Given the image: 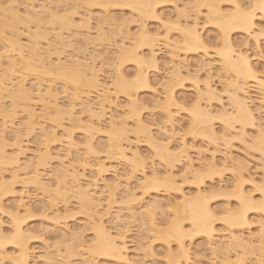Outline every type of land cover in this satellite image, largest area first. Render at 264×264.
I'll return each mask as SVG.
<instances>
[{"label": "rangeland", "instance_id": "rangeland-1", "mask_svg": "<svg viewBox=\"0 0 264 264\" xmlns=\"http://www.w3.org/2000/svg\"><path fill=\"white\" fill-rule=\"evenodd\" d=\"M38 1H43V3L48 6L50 4L49 8L51 7V9L55 7L59 14H66L71 8L72 10H75L79 13V16L76 19H73V22H77L79 24H77V27L79 26L80 28L78 27L77 30H75L76 27L73 26V28L71 27L69 30H64V32L62 31V34H64L62 35L64 36V42L62 43V45H60L62 41L60 42V44L59 42L58 44H56L57 41L53 40V50L67 51L69 56H73V54L75 55V53H78L79 57L81 56V58H84L81 54L83 53L82 51L86 49V51L84 52L86 59L91 56L93 57V68L94 70H96L99 80L101 82H104L105 85L106 82H109L113 85L115 72L117 70H120L124 74V76L129 80H132L135 77L137 66L133 60L121 59L120 53L118 52L120 45L122 46L123 44L129 49L137 50L139 55L146 57L147 59L149 55V47H147L144 42H142L141 39H139L138 37L140 30L139 28L141 25H145L146 28L151 32L157 31L159 32V35H165L167 33L171 39L179 40V29L174 27V25L178 23L179 26H182L184 24L189 25L190 23H192V19H189V17H194V10L189 11L185 9L184 6L198 2V0H158V2L155 4V10H157V13L161 14L163 19L162 21H164L162 23V21H158L155 18H140L137 14H135L136 12H134L132 9L124 8L122 5H124L125 3L121 0H75V2L74 0ZM4 2H6V0H4ZM11 2L24 3L25 1L11 0ZM38 3L39 2H37L36 4ZM52 4L54 6H51ZM99 4L113 5V7H108L104 9H99L95 7H84L85 5L91 6ZM68 5H72L73 7H68ZM76 5H80V7L74 8ZM116 5H120V7H115ZM66 7L67 11L65 10ZM180 9L185 10L189 17L183 16L184 18L178 21L177 17L181 16L179 15ZM82 16L86 18V23L83 22L84 24L81 22L80 19L82 18ZM113 16L115 17L113 22L110 21L112 19H107L108 17ZM89 17H91L90 20L88 19ZM102 17L106 18L103 21L104 23L102 22L103 36L97 38V21L100 20V18ZM132 19H136L137 23L134 25H130L128 21ZM217 30L218 29H216V26L212 24L207 25V27L201 25L200 32L203 37V40L207 44V51H205L203 48H199L197 50L181 49L177 52H174V54L176 55L173 54L174 56H171V53L169 52V50L171 49H168L163 43L159 44L158 48L154 49L156 52V64H153V66L152 64L150 65V63L148 62L143 65L149 74L151 86H138L131 92V95H126L124 93L117 92L114 88L115 86L113 85L111 88H109L110 99L109 102H107L106 104V114L105 116L99 118L98 121L95 117L91 118V116H89L88 111H85L82 107L83 105L81 102L84 100L85 94L87 93V90L85 88L81 90L83 92L82 94L80 93V98H78L77 100L75 99L74 101L70 98L72 97V94H70L69 91H66L67 95H65V87L63 90V85L61 84V81L55 80L54 78H46V80H51L54 91L58 92L57 101H59V103H57L58 105L61 104L60 106L63 110H65L64 107L68 110L69 108L67 107L69 103L73 101L70 104V107L72 105L74 106V111L72 110V112L74 113L71 114L72 116L74 114L75 119L73 118V121L71 118L70 122L68 114L66 115L65 113V115L61 114L60 116H58L55 114L53 115V112L51 111L48 112L50 116L48 114H45L47 115L45 118V115L40 114V112L42 113V111H40L41 107H39V101L37 102L34 98L35 100L33 101L37 103L35 105V111L38 112V115L35 112L36 116L34 115V122L32 121L33 124L32 127L30 126L31 129H29L30 132L28 133L26 127L27 124H24V122L27 120L26 114L25 111H23L24 113H22L21 111V107H24L23 102L19 101L18 109H15L14 107H12L11 109L10 99H6L5 96L8 95L3 93L4 95L1 99L0 106L3 105V108L6 107V110L11 113L9 114L11 116H8V119L6 117V120L3 119V117H1L0 115V128L3 125L2 123H7V130L5 132V135H7L6 139L5 141L0 139V144H4L3 150L5 155L7 154V156H12L19 152L16 146L15 139L17 134L16 131H18L19 128L20 131L18 132V143L21 147V151H23L22 154H19V164L22 163L21 165H24V163L27 161L25 165L30 163L31 167L27 165L29 169L34 168V163L37 164L38 162V154L44 150V146L48 147L50 158H48V160L46 159L47 161L46 163L44 162L45 164L43 163L45 168H43V166H38V171H42L41 173L44 176L43 183L47 181V184H45L47 186L49 184L50 188L52 187L51 189L53 190L56 188V177L58 178L59 176H61L60 167L62 164L59 159L65 157L66 151H69V157L67 156L66 160L64 158L63 165L65 166V164H70L74 160L75 165L78 164L75 170L76 179H78L72 180L73 178H70V176L67 177L69 179H65L67 184H69L66 188H69L71 185L69 190H67L66 188L63 189V191L60 190L61 193L63 192V195L60 193L61 196L59 194L60 191L58 193L51 191V197H49L48 193L50 191V188L49 191L45 193L39 190L38 187L36 188V186L32 185L31 183L27 185L23 184L22 179H16V181L13 180L11 174L14 166L9 163L3 164V161H1L2 164H0V180L7 183L9 186V191L2 192V194L0 193V219H3L5 221L3 229L4 232L10 234L13 225V218L11 216L6 215V213H16L18 211L17 217L19 218L20 216V219L25 220V229H28V232H32L33 235L43 237L42 240H28V246L30 249L28 264H43L47 261L46 259H51L52 261L55 259L54 262L51 261V263L53 264H55V262L56 264H61V262L62 264H78L79 261L84 259V255H86V253L82 252L81 244H85L87 238L91 236L90 229L94 227L95 221L94 219H92V217L90 218V215L94 214V217H96V215H100L99 213H97L98 206L93 207L92 205V207L89 206L90 208H84V206H81L80 203H78V193L77 191H75V189L78 188V186L80 188H84V186H87V182L97 183V188L96 190H94L96 192H99L97 194L100 195L99 201L101 203L99 201L98 202L100 204L97 202L96 203L99 205H104V211L102 214H104L105 221L109 224H112L114 222L113 225H115L119 224L120 220H122L121 222H124V224H126L125 226H127V229L129 228L128 232L124 236V242L128 246V258L131 261L136 262V264H168L170 253L174 255L175 253L177 254L179 250L177 249L178 245L175 243V241H173L172 245L170 246L169 243L156 238V236H154L155 233L151 232L150 230L149 222L146 216L142 217L139 215L142 214L144 206H147L148 203L149 205L155 202H157V204L159 203V207L154 209V222L157 223L159 228L164 229L165 225L164 223H162V221L166 219H171V217H166L165 215L167 213V210L169 209V202L175 204L177 200L181 199L179 195L181 194V192L178 193L174 191L173 187L175 186L179 187L180 184H183V188L181 189V191L184 192V194H187L186 196H195L197 192H200L202 190V188L210 192L215 189L218 194L212 206L223 209L225 204L229 203V199L226 195L219 193H221L222 191L227 192L229 187L233 186L237 179L241 177L242 173L243 179L252 180L253 182L252 185H244L246 191L251 190L254 185L260 183L261 179L264 178V166L262 161L264 156L261 155L260 152L256 151L254 148H249V145L251 144L250 140H252L256 136V132L253 131V128L251 129L247 126L248 128H250L248 129L246 127L249 131L248 140L250 142H244L239 137V129L237 124L235 125L236 128L230 129L229 131H224L226 126L223 125L220 119H213L211 121L213 124V129L217 133V138L214 140L208 139L205 136L194 135L189 129L190 113L188 112V109L196 105L197 102L195 90L193 87L196 85V82L197 84L199 83V86H201L202 83L207 80L208 74L211 76H209V80H212L213 87L215 88V94L217 95L218 99H213L209 102H207V100H201L200 105L204 106L207 103H210L214 108V114L217 115L219 113V108L222 105L226 107L228 104L227 97L225 96L224 92V87L228 81V75L230 77V73H226L224 70L219 68L220 64L218 62V57L215 51L217 47V45L215 44V40L217 39ZM237 31L239 32V37L246 38V33L239 30ZM86 33H88L89 35L88 41H83L84 38L82 37H85ZM239 37H237L234 33V39ZM70 44L72 46H70ZM81 49L83 50L81 51ZM247 51H249L248 54L251 55L250 57L252 59V63L255 65L257 72H264V59H262V55H264V53L259 51L258 47L256 48V46H252ZM93 61H91V59H87V62L89 63ZM112 64L116 66L115 70L109 67V65ZM179 65L182 66L180 67L181 74L179 73L181 81L173 89L175 95L178 98V103L168 104L170 101H168V103L165 102L166 99L164 98L163 86H165V82H167V80L170 78L169 76L171 75L173 67ZM5 68H7V65H1L0 71H2V69L4 70ZM223 73L225 74L222 75ZM43 79L46 82L45 78ZM37 80L41 81L42 78H38ZM32 82V78L29 77L27 81V87L29 86V84L31 85ZM41 82H43V80ZM247 82L248 87H250L248 88V90L249 96H251L252 99L251 105L252 108L255 110L257 119H259L258 122H260L261 125L259 113L262 105L256 99L257 97L254 94V84L249 79L247 80ZM38 83H36L35 85H37ZM91 94L92 97H95L93 96L94 93L91 92L90 96ZM130 98L136 100L137 107L135 105V114H130L129 112H132V109L130 108ZM254 99H256L257 102ZM13 108L15 109L14 112L12 111ZM166 110H168L172 115L171 122L173 127L168 122H166ZM136 115L139 116L137 117ZM55 116L57 120L58 118L60 119V123H56L57 121H54ZM110 118L113 119L115 124L121 126L123 130V133H121V141H123L121 142V147L125 149V146H127L126 149H128L129 145L127 141H129L130 145L132 144L135 147L133 150V146H129V148L132 147L130 149L131 152H138L139 157L142 161L139 166L137 165L136 167H132L131 165L130 167L129 163L119 158V156H116L115 149L113 150V148L107 147V136L105 135L104 130L106 129V125L108 124ZM137 118H140V120L142 121V125H144L146 129L144 128L142 130L138 127V125L136 124ZM90 119H92L93 126L95 129H90L84 126V124L89 123L88 120ZM53 121L54 123H56V125L58 124L60 126H58L57 128V126L52 123ZM42 126L44 127L43 129H45L47 132L49 130V135L47 136L50 137V141L49 137H47L49 142L47 141L46 145H44V140L46 136L41 135L39 129ZM51 128L57 129L53 130L54 132L56 131L54 136L58 134L55 137H57V139H60V141H56L55 137V139H53L50 136ZM124 128L126 129V131L124 130ZM163 129L165 131L167 130L166 133L165 131L161 132V130ZM65 131L71 134V139L73 138L72 140L74 141V144L71 146L66 143L67 138L64 134H67V132ZM147 131L149 132L146 133ZM163 133H168L169 135L171 134L169 142L170 149L174 152H181L179 153L181 154V156H178L175 160L172 161L171 164V172L172 176L174 175V178L181 177V174L185 172L183 168L186 166L185 164L187 163H185V161H187L189 158L192 160L191 162L193 163V168H195L196 166L197 168L195 169H198L200 173L208 172L210 168H208L209 164L210 166H213L212 171H216L219 174L212 175L204 179L203 186H198L196 184H186L184 183V179L181 178L179 183H172V189L169 188L170 185L168 189L167 185L165 186L166 190L164 186H155L150 187L147 190L144 189L145 191L143 192V190H141V188H139L138 186L142 173H145L149 176L152 174L151 171H155L157 174L160 173L159 176H162V173L166 168L169 170L168 166L166 167V164L162 162L160 157L157 155L158 150H156L151 145L149 138V135H151L154 136L153 138L156 142H160L162 140L164 141L165 136L163 135ZM249 135L252 139L249 137ZM233 137H235V139H233ZM89 138L91 139L90 149L93 148L92 150L87 148L88 146L86 145V140H88ZM182 141H184L187 150L182 148L179 149L181 147V144L183 146ZM1 146L2 145H0V147ZM104 146L107 148H105ZM154 150L156 152H154ZM109 152L112 154L111 157L109 156ZM61 154L63 156H61ZM185 154H187L189 158H187ZM184 155L187 159L184 158ZM226 156H231L235 160H238L237 162H231L230 160L225 159ZM99 161L101 164L103 162L102 170L105 171V173L103 171V174L102 172H97V165ZM238 162L239 165H237ZM206 168H208V170ZM227 169H231V171H228ZM238 169L240 170L237 171ZM209 172H211V170ZM21 175L22 172L20 171L19 178H23V175L22 177ZM93 178H96L98 182L94 181ZM192 178H194L193 175ZM69 181H71V183ZM21 187L22 189L24 188L23 191ZM133 188H135V191ZM129 189L133 191L136 195L135 200H133L132 203L128 202L126 198ZM20 191L22 192V194L24 193L23 195L25 196V198L22 194V196L20 195ZM53 193H55V195ZM19 195L23 197V202L26 203L22 207L19 206L18 208V206L16 205L19 204ZM111 195L114 196L111 197ZM53 196H55L56 198L54 197L53 199ZM139 198L142 202H140ZM48 199L51 200L50 202L53 201V206L51 205L52 208L49 209L51 210L50 212L49 210L47 211L42 209L43 203L45 202L46 204V202L49 201ZM167 202L169 204H167ZM25 206L28 208L26 209ZM131 211L136 214V217H134L133 219L131 217V219L129 218V216L133 214ZM55 213L57 216H60V219L57 223H54V221L52 220V217H55ZM217 214L223 215L222 212ZM260 214L262 213L258 211L250 213V220H258V218L262 219V216ZM116 217H119L120 220L115 222ZM136 218L138 221L135 220ZM140 219L141 221L139 222ZM144 220L146 223L143 222ZM121 222L120 225H122ZM123 226L124 225L121 226V229H123ZM258 227V224L254 223L253 225L250 224L248 228L242 227L234 230L235 234H239L244 238L247 237L252 239V244L254 248H252L250 252H246V254H244L245 252H243L240 256H238L244 260L252 261L253 263L254 260H257V258H259L260 254H263V258L261 255L260 258L264 259V250L261 251L260 249L262 243L257 240V236L259 233ZM214 228L217 231V235H214L213 239L211 238L212 240H209L203 235H195L185 241L184 246L188 250V256L180 257L181 264H235L238 256L234 253L239 254L242 250H238V252L237 249H235L236 252L233 251L234 253H232L231 250L230 253L228 252L227 254L215 252L214 250L217 249L218 246H220V243H225L227 238L224 237V234H226V230L224 229L226 228V225H224L222 221L217 220L214 223ZM61 230H63V232ZM75 237H77L76 240ZM70 238H73L72 241ZM69 242H71V244ZM65 247L67 248L65 249ZM16 252L17 249L15 245L9 244L5 248H0V258H8L11 256V254ZM71 254L73 256H69ZM223 254L226 255V257L229 255V257L226 259ZM8 263L10 264V261H8Z\"/></svg>", "mask_w": 264, "mask_h": 264}, {"label": "bare ground", "instance_id": "bare-ground-1", "mask_svg": "<svg viewBox=\"0 0 264 264\" xmlns=\"http://www.w3.org/2000/svg\"><path fill=\"white\" fill-rule=\"evenodd\" d=\"M25 2H26V4H31V3H37V2H39L38 4H36L37 6H39L40 4H44L43 3V1L41 2V1H38V0H24ZM122 2H124L125 4H144L145 5V7H143L142 9H137L135 12V14H137L140 18H144V19H147V18H155V16H161V14H159V13H157V10H155L154 12H153V7L155 8V4L158 2V0H121ZM4 2V0L2 1V0H0V4H2ZM24 2V3H25ZM74 2H75V0H74ZM199 2H208V0H200ZM78 3V2H77ZM175 5V4H174ZM49 6H50V4H49ZM51 6H54L53 4L51 5ZM151 6V7H150ZM53 8V7H52ZM74 8H76V7H74ZM65 9V8H64ZM49 10L50 11H52L53 13H57V14H59L58 12H57V10L55 9V7L53 8V9H51V7L49 8ZM66 11H67V7H66V9H65ZM66 11H65V13H66ZM73 12H77V11H75V10H72V8L71 9H69V11H68V13H66V14H71V13H73ZM185 13H186V11L185 10H183L182 11V9H180L179 10V15H181V16H185V17H189L188 15H185ZM3 15V13H2V10H0V16H2ZM62 15V14H61ZM82 15V14H81ZM80 15V16H81ZM114 17V16H113ZM113 17H108L107 19H112V20H110V21H112L113 22V20L115 19V17L113 18ZM81 19V22L83 23H86V18H84L83 16H82V18H80ZM104 19H106V18H100V20H98L97 21V23H98V25H97V30H96V32H97V38H99V37H101V36H103V27H102V25H103V21H104ZM156 19V18H155ZM156 20H158V19H156ZM163 19H162V16H161V19L160 20H158V21H162ZM192 23H193V21H194V17L192 18ZM88 22H89V20H88ZM103 22V23H102ZM83 23V24H84ZM76 24V25H75ZM77 22H73V20H69L68 22H66V23H64V24H62V25H60V26H58V27H56V29H55V33H56V35H54L53 36V40H55V41H57L56 42V44H58V42H59V44H60V42H61V44L60 45H62V43L64 42L63 41V37L64 36H62V35H64V34H62L63 32H64V30L66 31V30H69L71 27L73 28V26H75L74 28H75V30H77V28L79 27H77ZM191 24V23H190ZM190 24L188 25H186V24H184V25H180L179 26V40H173V39H171L169 36H168V34L166 33L165 35H159V32H157V31H154V32H151V31H149L147 28H146V26L145 25H141L140 26V30H139V34H138V37H139V39H141V41L142 42H144V44L147 46V47H149V55H148V57H147V59H146V57H143V56H141V55H139V53L137 52V50H135V49H129V48H127V47H125V45H123L122 44V46L120 47L119 46V49H118V52L120 53V57H121V59H130V60H133L134 62H135V64H136V66H137V68H136V73H135V77L137 76V74H141L142 75V77H143V79H142V81H141V84H143V83H146L147 85H149V86H151L150 84V78H149V74H148V72H147V70H146V68L143 66L144 64H146V63H150V65L152 64H156V52H155V50L154 49H156V48H158V45L159 44H161V43H163L168 49H171V50H169V52L171 53L170 55L171 56H174V55H176V54H174V52L176 51H179V50H181V49H183V50H191L192 49V47L194 46V41L192 40V38L190 37V36H185V34L183 33V31H182V29H184V28H187V27H189L190 26ZM79 25V24H78ZM82 25V24H81ZM215 26V25H214ZM0 27H2V22H0ZM84 27V26H83ZM80 28V27H79ZM201 28V27H200ZM87 29V28H86ZM217 29V28H216ZM63 31V32H62ZM218 31V30H217ZM75 33H76V31H75ZM140 33H143V36H141L140 35ZM199 33H200V35H201V32H200V29H199ZM218 33V32H217ZM88 33H86V35H85V37H82V38H84V40L83 41H88ZM201 37H202V35H201ZM81 38V39H82ZM202 39H203V37H202ZM185 40H188L190 43H189V45H186L185 44ZM81 41V40H80ZM159 41H160V43H159ZM53 43V42H52ZM123 43V42H122ZM54 45H55V43H54ZM70 46H72L71 44H70ZM253 46H256V48H257V45H255V44H253ZM221 47H223V43L221 42ZM63 48V47H62ZM61 48V49H62ZM200 48H203V47H200ZM85 49V48H84ZM204 49V48H203ZM83 49H81V51H82ZM79 51V50H78ZM86 51V49L85 50H83L82 52V56L84 57V58H81V56L79 57L78 56V53H75V55L73 54V56L72 55H70V56H72V57H78L79 58V61L77 62V63H75V64H73V65H71V67H74L75 68V70H76V72L78 73V76H79V79H78V83L77 84H70V82L69 81H67V80H64V81H61V80H58V81H61L62 83V87H63V90H64V87H65V93H66V91H69L70 92V94H72V97H70L72 100H74L75 101V99L77 100L78 98H80V95L82 94V92L83 91H81L82 89H86L87 90V93L85 94V98H84V100L81 102L82 103V107H83V109L85 110V111H88V113H89V116H91V118L92 117H95V118H97V121L99 120V118H101V117H103V116H105V114H106V104H107V102H109V88H107L106 86H105V84H104V82H101L100 80V83H99V85H96V84H94V81L95 80H97V79H99V77H98V75H97V73H96V70H94V68H93V64L92 63H94V59H93V57L91 56V57H89V58H87V59H91V61H93V62H91V63H89V62H87V59H86V57H85V55H84V52ZM249 53V51H247L246 53H245V55H248L249 57L251 56V55H249L248 54ZM174 54V55H173ZM258 54V53H257ZM80 55V54H79ZM216 55H217V59H218V62H219V64H220V67L219 68H221L222 70H224L226 73H230V77H229V75H228V77H227V83H226V85H225V87H224V92H225V96L227 97V102H228V104H227V106L225 107L224 105H222L220 108H219V113L217 114V115H221V116H223V117H227V119H220L221 120V122L223 123V125L224 126H226L225 127V129H224V131H229L230 129H234V128H236L235 127V125L237 124L238 125V129H239V133H238V135H239V137L244 141V142H250L251 141V147H249V148H254L255 150L259 147V144L257 143V141L255 140V138H251V136L249 135V137L252 139V140H248V129H252V124H253V120H251V119H249V112L251 113V114H254V116H255V120H254V123H255V132H256V135H258L259 134V130H260V127H261V125H260V122H258L259 121V119H257V116H256V114H255V110L252 108V99H251V96H249V90H248V88H250V87H248V82H247V80L249 79L250 81H252V83L254 84V88H253V90H254V94H255V96L257 97L256 99L259 101V103H261L262 101H264V86H262L261 84H260V82H259V78H257L256 80H253V79H251L250 78V74H248L247 72H246V70H244V69H242V68H239V66L238 65H234L233 64V62L232 61H229L227 58H226V56H221L219 53H217L216 52ZM170 56V57H171ZM175 58H176V56H175ZM120 59V60H121ZM181 61V60H180ZM182 63V62H181ZM250 63H251V67H252V71L254 72V73H257V74H259L258 72H257V70H256V68H255V65L252 63V59H251V57H250ZM92 65V66H91ZM153 65V66H154ZM182 65V64H181ZM184 65V64H183ZM1 66V65H0ZM9 65H7V68H5L4 70L2 69V71H0V102H1V99L3 98V93H5V94H7L8 96H5V97H10L11 99H10V106H11V109H12V107H14L15 109H18V103H19V101H21V102H23V106L24 107H21V111H22V113H24L23 111H25V114H26V118H27V122L25 121L24 122V124H27V132L29 133L30 131H29V129H31L30 128V126L32 127V121L34 122V120H33V118H35L34 117V115L36 116V114L38 113V112H36L35 111V105L37 104V103H35V101H33V100H35L36 99V101L40 104V106L39 107H41V110L40 111H42V113L40 112V114H43V115H45V114H48V112L49 111H51V112H53V115L55 114V115H58V116H60L61 114H63V115H65V113H66V115L68 114V116H69V121L71 120V118H72V120H73V118H74V114H73V116H72V114L71 113H74V112H72V110L74 109V106L72 105L71 107H70V104L73 102L72 100V102L71 103H69V105H68V107L67 108H69L68 110L64 107V109L65 110H63L62 109V107L60 106V105H58V103H59V101H57V94H58V92H55L54 91V89H53V84L51 83V80L49 81V79L48 80H46V78H45V80H46V82L44 81V79L42 78V80H43V82H41V81H36V83H38L37 85H35V88L33 87V82L31 83V85L29 84V86L25 89V88H23V87H21V85H23L24 83H25V80H24V77L23 76H17L16 78H15V80H12V78H11V76H9V78L7 79V80H4V79H2L3 77H4V74H5V72L6 71H8V69H9ZM180 67H182V66H175V67H173V69H172V72H171V75L169 76L170 78L167 80V82H165V86H163V93H164V98L166 99V103H168V101H170L168 104H177L178 103V98H177V96L175 95V93H174V91H173V89L175 88V86L177 85V84H179V82L181 81V77H179V73H180V71H181V68ZM218 68V69H219ZM223 72V71H222ZM181 74V73H180ZM225 73H223L222 75H224ZM221 75V76H222ZM209 74H208V78H207V80H205L203 83H202V85L201 86H199L198 84H197V82L195 83L196 85L193 87L194 88V90H195V95H196V105L198 104V107H196V108H194V106L192 107V108H190V109H188V112L190 113L189 114V125H190V131H192V133L194 134V135H201V136H205V137H207L208 139H211V140H214V139H216L217 138V133L215 132V130L213 129V124H212V120H213V117H215V116H217V115H215L214 114V108H213V106L210 104V103H207L206 105H204V106H202V105H200V101L201 100H207V102H209V101H211V100H213V99H218V97H217V95L215 94V88L213 87V84H212V80L210 79L209 80ZM167 77V76H166ZM211 77V76H210ZM223 77V76H222ZM226 77V76H225ZM229 78V79H228ZM53 79V78H52ZM55 79V78H54ZM56 80V79H55ZM133 80V79H132ZM132 80H129V79H127L125 76H124V74L120 71V70H117L116 72H115V77H114V83H113V85L115 86L114 88H115V90L117 91V92H121V93H124V94H128V95H131L132 93V91L134 90V89H136L138 86L137 85H135V84H127V85H125V84H123L122 83V81H132ZM205 82H207V83H205ZM35 83V84H36ZM41 83H43V84H45L46 85V87H44V95H41V96H36V95H34L33 94V92L34 91H40V87H41ZM164 84V83H163ZM140 87V86H139ZM142 87V86H141ZM253 87V86H252ZM49 89H51L50 91H49ZM241 89H242V91H241ZM71 90V91H70ZM57 91V90H56ZM81 91V92H80ZM94 93V95L93 96H95V97H92V94H91V96H90V93ZM81 93V94H80ZM96 93V94H95ZM253 95V94H252ZM35 98V99H34ZM256 99H254V100H256ZM257 100H256V102H257ZM58 102V103H57ZM2 104V103H1ZM130 108L132 109V112L131 111H129L130 112V114L131 113H136L135 111V105H136V100L135 99H131L130 98ZM63 105V104H62ZM261 105H262V103H261ZM259 106V105H258ZM17 107V108H16ZM136 107H137V105H136ZM13 108V112H14V109ZM38 108V107H37ZM258 108V107H257ZM23 109V110H22ZM11 111V112H12ZM74 111V110H73ZM167 112L165 113V117H166V122H168L170 125H172V115H171V113L168 111V110H166ZM35 112H36V114H35ZM64 112V113H63ZM258 113V112H257ZM3 114V115H2ZM9 114H11V113H9V111L8 110H6V107L5 108H3V105L2 106H0V115H1V117H3V119H5L6 120V117H7V119H8V116H11V115H9ZM39 114V115H40ZM38 115V114H37ZM49 116H50V114H48ZM62 115V116H63ZM46 116L47 115H45L44 117L46 118ZM57 116V117H58ZM137 117L139 116V115H136ZM55 118V120L54 121H57L56 123H60V119L58 118V120H57V118H56V116L54 117ZM61 118V117H60ZM75 119V118H74ZM103 119V118H102ZM81 120V119H80ZM135 120V119H134ZM54 121L52 122L53 124H55L56 125V123H54ZM74 121V120H73ZM89 121V123H87V124H84V126L85 127H87V128H90V129H95L94 128V126H93V121H92V119H90V120H88ZM92 121V122H91ZM71 122V121H70ZM11 123V122H10ZM23 123V122H22ZM91 123V124H90ZM97 123V122H96ZM3 125L1 126V128H0V139L1 140H4L5 141V139H6V136L7 135H5V132H6V122H4V123H2ZM12 124V123H11ZM136 124L138 125V127L139 128H141L142 130L145 128L146 129V127L144 126V125H142V121L140 120V118H137V121H136ZM8 126V125H7ZM34 126H35V124H34ZM57 126V128H58V126H60V125H56ZM56 126H54V127H56ZM107 127H106V129L104 130V132H105V135L107 136V147H109V148H113V150L115 149V151H116V156H119V158H121V159H123L125 162H127V163H129V165H130V167H131V165H132V167H136L137 165L139 166V164L140 163H142V161H141V158L139 157V154H138V152H136V151H132L131 152V148H129V146H131L130 144H129V141H127L128 142V149H126V147L127 146H125V149L124 148H122L121 147V142H123V141H121V138H122V134L121 133H123V130H122V128H121V126H118L117 124H115V122L113 121V119L112 118H110L109 119V122H108V124L106 125ZM250 127V128H248V127ZM171 127V126H170ZM172 127H173V125H172ZM248 129H247V128ZM8 128V127H7ZM44 127L42 126V127H40L39 129H40V133H41V135H43V136H46V138H45V143H44V145H46V143H47V141H48V139H47V137H49V136H47V135H49V130H48V132L45 130V129H43ZM20 129V128H19ZM18 129V131H16L17 132V134H16V146H17V148H18V150H19V152L18 153H16L15 155H12V156H7V154L5 155L4 154V150H3V146H4V144H0V145H2L1 147H0V162L1 161H3V164H11V165H13L14 166V168H13V170H12V174H11V177H12V179L13 180H15L16 181V179H22L23 180V184H25V185H27V184H32V185H34V186H36V188L38 187L39 188V190H41L42 192H45V193H47L48 191H49V188H50V186H49V184H48V186L46 185L47 184V181H45V183H43V181H44V179H43V174L41 173V172H39L38 171V166H43V168H45V166L43 165V163L45 162L46 163V161L48 160V158H50L49 157V155H50V153H49V150H48V147H46V146H44L45 148H44V150L43 151H39L40 153L38 154V162H37V164H35L34 163V168H30L29 169V167L28 166H30V163L29 164H27V165H25L26 163H27V161L24 163V165H21V164H19V154H22L23 153V151H21V147H20V145H19V139H18V135H19V130ZM25 129V128H24ZM47 129V128H46ZM52 129V128H51ZM50 129V131H51V137L53 138V139H55L56 138V141H60V139H57V137H55L56 135H58V134H56L55 136H54V134H55V132L53 131L54 129H56V128H54V129H52L51 130ZM162 129V128H161ZM173 129V128H172ZM57 130V129H56ZM97 130H99V129H97ZM124 130L126 131V129L124 128ZM32 131V130H31ZM52 131H53V133H52ZM63 131V130H62ZM162 131H165L164 129L163 130H161V132ZM167 131V130H166ZM166 131H165V133H166ZM65 132H67V131H65ZM64 132V133H65ZM149 131H147L146 133H148ZM48 133V134H47ZM165 133H163V135L165 136L164 138H165V140L163 141H160V142H156L155 141V139L153 138L154 136H151V135H149V138H150V143H151V145L156 149V150H158V153H157V155L160 157V159H161V161L162 162H164L165 164H166V167L168 166V168H169V170L167 169H165L164 171H165V173H164V171H163V173H162V176H159V174L160 173H156L155 171L153 172V171H151L152 172V174L151 175H147V174H145V173H142V176H141V178H140V181H139V185H138V183H137V185L139 186V188H141V190H143V192L145 191V190H147L148 188H150V187H155V186H164V188H165V186L167 185V189H168V187H169V185H170V187L169 188H171L172 189V186H173V184H172V180H173V178H174V175L172 176V170H171V164H172V161L173 160H175L178 156L180 157L181 156V154L180 155H177V153H181V152H178V151H176V152H174L173 150H171L170 149V147H169V142H170V138H171V134L169 135L168 133L167 134H165ZM150 134V133H149ZM65 136H66V138H67V144L68 145H73L74 144V141L70 138V133L69 132H67V134H64ZM13 136V135H12ZM55 137V138H54ZM12 138V137H11ZM51 138V139H52ZM59 138V137H58ZM149 138H148V141H149ZM0 140V141H1ZM91 139L89 138L88 140H86L87 142V148H89L90 149V146H91V141H90ZM49 141H50V137H49ZM48 141V142H49ZM62 141V140H61ZM3 142V141H2ZM183 142V146H182V144H181V147L179 148V149H186V147H185V143H184V141H182ZM181 142V143H182ZM76 143V142H75ZM131 143V142H130ZM149 143V142H148ZM65 144V143H64ZM248 144V143H247ZM48 146V145H47ZM133 146V145H132ZM100 147V146H99ZM103 147V146H102ZM105 147V146H104ZM107 147H105V148H107ZM185 147V148H184ZM92 148V147H91ZM134 146H133V150H134ZM93 149V148H92ZM92 149H90V150H92ZM100 149H102V148H100ZM68 150V149H67ZM88 150V149H87ZM97 150V149H96ZM105 150V149H104ZM136 150V149H135ZM187 150V149H186ZM27 151V150H26ZM183 151V150H182ZM97 152H99V151H97ZM127 152H129V153H127ZM154 152H156L155 150H154ZM184 152V151H183ZM59 154V153H58ZM69 151L67 152L66 151V155H65V160H66V158H67V156L69 157ZM260 154H261V152H260ZM71 155V154H70ZM186 156H187V158H189L188 157V155L187 154H185ZM185 155H184V158H185ZM262 155V154H261ZM59 156V155H58ZM61 156H63L62 154H61ZM109 156L111 157L112 156V154L109 152ZM264 156V155H263ZM263 156H262V158H263ZM60 157V156H59ZM62 158V157H61ZM64 158H62V159H59L60 160V162H61V176H59L58 178L56 177V185H55V189L53 190V189H51L50 188V191H49V193H48V195H49V197H51V191H54V192H56V193H58L60 190H62L63 191V189H65L69 184H67V182H66V178L67 177H69L70 176V178H73L72 180H77L76 179V172H75V170H76V166L78 165V164H76L75 165V160L72 162V163H70V164H65V166L63 165L64 164ZM74 158H76V157H74ZM73 158V159H74ZM79 158V157H78ZM183 158V157H182ZM187 158H185V159H187ZM47 159V160H46ZM225 159H228V160H230L231 162H234V161H236L237 162V160L238 159H234L233 157H231V156H226L225 157ZM80 160V159H79ZM189 160V161H188ZM187 161H185V167L183 168L184 170H186V169H188L191 173H192V175L194 176V178L196 177V174L197 173H200L199 171H198V169H195V168H197L196 166H195V168H193V163L191 162L192 160L189 158ZM72 161V160H71ZM98 161V160H97ZM262 161H263V166H264V158L262 159ZM20 162H22V161H20ZM24 162V161H23ZM29 162H30V160H29ZM59 162V161H58ZM76 162H77V160H76ZM81 162V161H80ZM31 163H32V161H31ZM44 163V164H45ZM96 163H98V162H96ZM0 164H2V162L0 163ZM82 164V163H81ZM212 164H213V162H212ZM214 165H215V163H214ZM237 165H239V162H238V164ZM240 165H243V164H240ZM32 166H33V164H32ZM82 166H84V165H82ZM103 162H102V164L100 163V161H99V163H98V165H97V168H98V171L97 172H99V173H101L102 172V174H103V171L104 170H102L103 169ZM245 166V165H244ZM243 166V167H244ZM31 167V166H30ZM210 167V168H209ZM240 167V166H239ZM238 167V168H239ZM186 168V169H185ZM208 168H209V171L211 170H213L212 168H213V166L211 165H209L208 164ZM208 168H206L207 170H208ZM216 168V167H215ZM235 168V167H234ZM133 169V168H132ZM236 169H237V167H236ZM2 170V169H1ZM60 170V169H59ZM71 170H73V171H71ZM240 169H238L237 171H239ZM20 171L22 172V175H23V178H19L20 177ZM71 171V172H70ZM134 171V170H133ZM208 171V172H209ZM131 172H132V170H131ZM143 172V171H142ZM98 173V174H99ZM104 173H105V171H104ZM127 173V172H126ZM185 173V172H184ZM97 174V175H98ZM118 174V173H117ZM174 174H175V172H174ZM22 175H21V177H22ZM129 175H130V173H129ZM77 176H78V174H77ZM100 176V175H99ZM125 176H126V174H125ZM97 177V176H96ZM98 178V177H97ZM2 179V178H1ZM67 179H69V178H67ZM92 179V178H91ZM130 179V178H129ZM128 179V180H129ZM139 179V178H138ZM264 179V178H263ZM71 180V179H70ZM93 180L94 181H97L96 180V178H93ZM115 180H117V179H115ZM91 181V180H90ZM252 181V180H251ZM70 183H71V181H69ZM98 182V181H97ZM50 184H51V182H50ZM74 184V183H73ZM164 184V185H163ZM25 185H24V187H25ZM79 185V184H78ZM85 185H86V183H85ZM51 186H53V185H51ZM84 186V185H83ZM70 187H71V185H70ZM69 187V188H70ZM69 188H66L67 190H69ZM74 188V187H73ZM72 188V189H73ZM96 188H97V183L96 182H87V186H84V188H80L79 186H78V188H76L75 189V191H77V193H78V203H80V205L81 206H84V208H90V207H92V205H93V207H97V206H99V204L101 203L100 201H99V198H100V195L99 194H97V193H99V192H96L95 190H96ZM136 188V187H135ZM135 188H133L134 189V191H135ZM138 188V189H139ZM157 188H159V187H157ZM174 189L176 188V186L175 187H173ZM21 189H22V187H21ZM27 189V188H26ZM95 189V190H94ZM132 189V190H133ZM145 189V190H144ZM170 189V190H171ZM24 190V188L22 189V191ZM56 190V191H55ZM165 190H166V188H165ZM170 190H168V191H170ZM7 191H9V186H8V184L7 183H5V182H3V181H1L0 180V193L2 194V192H7ZM102 191V190H101ZM127 191V190H126ZM175 191V190H174ZM21 192V191H20ZM44 193V194H45ZM61 193V191L59 192V194ZM141 193H142V191H141ZM19 194V193H18ZM22 194V192L20 193V195ZM24 194V193H23ZM22 194V195H23ZM54 195H55V193H53ZM52 194V195H53ZM62 195H63V192L61 193ZM61 194H60V196H61ZM19 195V196H20ZM21 195V196H22ZM26 195V194H25ZM46 195V194H45ZM47 195V196H48ZM56 195H58V194H56ZM180 195V197H181V199H183V197L184 196H186L187 194H184V192H182L181 191V194H179ZM20 196V200H19V198H18V205H16V206H18V208H19V206L20 207H22L26 202H23V197H21ZM24 196V195H23ZM59 196V197H60ZM114 195H111V197H113ZM54 197L55 196H53V199H54ZM126 197V196H125ZM135 197H136V195H135V193L133 192V191H131L130 189H129V191H128V195H127V200H128V202H131L132 203V201L133 200H135ZM24 198H25V196H24ZM56 198V197H55ZM140 199V198H139ZM49 200V199H48ZM51 200H49V201H47L46 202V204H45V202L43 203V208L42 209H44V210H49L50 208H52V206H53V204H52V202H50ZM100 203H99V202ZM16 202H17V200H16ZM99 203V204H97V203ZM127 202V203H128ZM140 202H142L141 201V199H140ZM42 203V202H41ZM48 203V204H47ZM170 203V205L168 206V207H171V206H173L174 204L173 203H171V202H169ZM168 202H167V204H169ZM55 204V203H54ZM144 204V203H143ZM52 205V206H51ZM28 206V205H27ZM42 206V205H41ZM90 206V207H89ZM26 207V206H25ZM157 207H159V203L157 204V202H155V203H152V204H150L149 205V203H148V205L147 206H144V210L142 211V214H139L140 216H142V217H145L146 216V218L148 219V222H149V227H150V230H151V232H154L155 234H154V236H156V238H158V239H160V240H163V241H165V242H167L168 243V235H169V233L167 232V230L164 228V229H161V228H159V226L157 225V223H155L154 222V209L155 208H157ZM28 207H26V209H27ZM56 210V209H55ZM92 210V209H91ZM51 210H49V212H50ZM43 212H46V211H43ZM132 213H133V211H131ZM141 212V211H140ZM259 212V211H258ZM17 213H18V211L16 212V213H12V223H13V225L15 224V223H17L19 220H20V216H19V218L17 217L18 215H17ZM139 213V212H138ZM45 214V213H44ZM57 214H58V212H57ZM87 214V213H86ZM91 214H93V213H91ZM48 215V214H47ZM90 215V214H89ZM88 215V216H89ZM119 215V214H118ZM136 214L135 213H133V214H131V216H129V218L131 217L132 219L134 218V217H136L135 216ZM258 215V214H257ZM261 216H262V219H264V214H260ZM98 216L99 215H96V217H94V214L93 215H90V218L92 217V219H94L95 221H94V227H96L97 226V224H98ZM103 216H104V214H103ZM140 216H138V217H140ZM260 216V217H261ZM50 217V216H49ZM255 217H257V216H255ZM254 217V218H255ZM130 218V219H131ZM60 219V216L58 215H56V213H55V217L53 218L52 217V220L54 221V223H57L58 222V220ZM128 219V218H127ZM142 219V218H141ZM141 219L139 220V222L141 221ZM251 219V218H250ZM260 218H258V220L257 219H254V220H249V225H247V226H245V225H241V226H239V227H236V228H233V227H230L229 225H227V224H225L223 221H222V223H224V225H226V228H224L225 230H226V234H224V237H226L227 238V240H226V242L225 243H220V246H218L217 247V249H215L214 251L215 252H221V253H224V254H227L228 252L230 253V251L232 252V253H234V252H236V250L235 249H237V251L239 250H242L239 254L238 253H234V254H237V256L239 255H241L243 252H245L244 254H246V252H250L251 251V249L252 248H254L253 247V242H252V239L251 238H247V237H243V236H241V235H237V234H235L234 233V230L235 229H237V228H242V227H247L248 228V226H250V224H258V226H259V221H261V219L259 220ZM120 219H119V217H116V220H115V222L116 221H119ZM135 220H137V218L135 219ZM258 222H257V221ZM122 220H120V222H121ZM124 221H127V220H124ZM138 221V220H137ZM252 221H255L254 223L252 222ZM120 222H119V224H120ZM130 222V221H129ZM143 222H145V220L143 221ZM54 223H53V225H54ZM114 223V222H113ZM112 223V224H113ZM146 223V222H145ZM121 224L122 225H124L123 226V229H118V231H117V235H120V236H122L123 237V239H122V241H121V243H120V247L121 248H124V246H125V242H124V236L126 235V233L128 232V229H127V226H125L126 224H124V222L122 223L121 222ZM148 224V223H147ZM12 225V226H13ZM56 225H58V224H56ZM121 225V226H122ZM130 225V224H129ZM93 227V228H94ZM124 227H126V228H124ZM212 228L213 229H215L214 228V224L212 225ZM259 229H258V231H259V233H260V231H261V229H260V226L258 227ZM131 229V228H130ZM12 230H14V229H12ZM24 231L25 232H28V229L26 230L25 228H24ZM62 232H63V230H61ZM176 231H178V229H174L173 230V233H175ZM62 232H61V235H62ZM65 233H66V231H65ZM131 233V232H130ZM143 233V232H142ZM259 233H258V236H257V240L259 241V242H261L262 243V239H261V237H260V235H259ZM140 234V233H139ZM68 235V234H67ZM197 235H203V236H205L206 238H208L209 240L212 238L213 239V237H214V235H217V231H216V229H215V231H213L210 235L209 234H206L205 233V231H201V232H199V234H197ZM58 236H59V234H58ZM71 236V235H70ZM67 239V238H66ZM65 239V240H66ZM71 239V238H70ZM69 239V240H70ZM73 239V238H72ZM72 239H71V241H72ZM77 239V237H75V240ZM211 239V240H212ZM62 240V239H61ZM68 240V239H67ZM66 240V241H67ZM78 242V241H77ZM22 243L23 244H26L27 246L26 247H24L23 248V258L25 259V260H27L28 261V259H29V246H28V240L27 241H22ZM70 244H71V242H69ZM65 244V243H64ZM83 244V243H82ZM81 244V245H82ZM14 245V244H13ZM67 247H65V249H66ZM68 249H69V246H68ZM177 249H179L178 250V253L176 254H171L170 253V257H169V259H168V261L169 260H171V261H173L174 262V264H181V262H180V257H187L188 256V250L186 249V247L184 246L183 247V249L182 248H180L179 247V245H178V248ZM234 249V250H233ZM260 249H261V251H262V246H260ZM259 249V250H260ZM18 251H20V250H18L17 249V252ZM234 251V252H233ZM238 251V252H239ZM123 254V256L124 257H126V259L128 260V261H130L131 262V264H136V262H134V261H131L129 258H128V250H127V248L124 250V252L122 253ZM223 254V255H224ZM243 254V255H244ZM232 255V254H231ZM242 255V256H243ZM261 256H262V258H263V254H260ZM259 255V258H257V260H254V263L253 264H259V261L261 260V256ZM56 256V255H55ZM63 256V255H62ZM69 256H73L72 254L71 255H69ZM130 256V255H129ZM225 257H226V255H224ZM234 256V255H233ZM45 257V256H44ZM229 257V255L226 257V259ZM244 257V256H243ZM258 257V256H257ZM1 258H4V257H1ZM48 258H49V256H48ZM52 258V257H51ZM55 258V257H54ZM44 259V258H43ZM61 259H62V257H61ZM47 261L45 262L46 264H53V263H51V259H46ZM83 260V259H82ZM81 260V261H82ZM140 260V259H139ZM237 260V259H236ZM45 261V260H44ZM55 261V259L52 261V262H54ZM256 261V262H255ZM29 262V261H28ZM45 263H43V264H45ZM138 263V262H137ZM9 264V263H8ZM10 264H11V261H10ZM55 264H56V262H55ZM213 264V263H212Z\"/></svg>", "mask_w": 264, "mask_h": 264}, {"label": "snow or ice", "instance_id": "snow-or-ice-1", "mask_svg": "<svg viewBox=\"0 0 264 264\" xmlns=\"http://www.w3.org/2000/svg\"><path fill=\"white\" fill-rule=\"evenodd\" d=\"M122 6L132 9L134 12L145 7L144 4H124ZM68 7L73 6L68 5ZM75 7L79 8L80 5ZM84 7L104 9L113 7V5L99 4L85 5ZM115 7H120V5ZM184 8L189 11L194 10L193 23L182 29L185 36H190L195 42L191 50H197L200 47H203L205 51L208 50L199 29L201 25L205 27L209 24L215 25L218 29L215 51L221 56H226L234 65L246 70L251 79L256 80L259 78L260 84L264 86V72L254 73L250 57L245 55L253 44L257 45L258 50L264 53V0H208V2H199L198 0L194 4L185 5ZM0 10L3 13L0 16V22H2V27H0V65L10 66L2 79L7 80L11 76L12 80H15L17 76H23L25 83L21 87L25 89L29 77L33 80L34 88L38 78H55L61 81L67 80L70 84L78 83V73L71 65L77 63L79 58L69 56L67 51L53 50L52 43L53 36L56 35V27L69 20L76 19L79 16L78 12L61 15L50 11L49 6L46 4L37 6L35 3L25 4L11 2V0H6V2L0 4ZM154 11L155 8L153 7ZM155 18L160 20L161 16H155ZM183 18V16H178L177 20ZM88 19L90 20L91 17ZM189 19H192V17L190 16ZM128 23L134 25L137 20L132 19ZM174 27L179 29V24L177 23ZM237 30L246 33V38L239 37ZM234 33L239 38L234 39ZM140 35L143 36V33H140ZM221 42L223 47L220 46ZM189 43L188 40H185L186 45H189ZM262 59H264V55H262ZM109 67L115 70L116 66L112 64ZM142 79V75L137 74L132 81H122V83L148 87L149 85L146 83L141 84ZM99 83V79L94 81L96 85H99ZM105 86L111 88L113 85L106 82ZM44 87L46 85L41 84L40 91H34L33 94L38 97L44 95ZM65 95H67V92ZM6 99L11 98L6 97ZM261 103L262 107L259 113L261 127L259 134L255 136V140L259 144L256 151L264 155V101ZM196 107H198V104L194 105V108ZM213 119H227V117L217 115ZM249 119L253 120L252 128L255 131L254 114L249 112ZM177 155L180 154L177 153ZM227 170L231 171V169ZM217 174L219 173L216 171L201 172L197 173L195 178H192V173L186 169L181 177L173 178L172 183L177 184L183 178L186 184L203 186L204 179ZM252 183L251 180L243 179L242 173L241 177L237 179L233 186L229 187L227 192L222 191L219 193L226 195L229 199V203L225 204L223 209L212 206L218 194L215 189L210 192L202 188L195 196L188 195L177 200L165 214L166 217H171V219L162 221L169 233L167 238L169 245L171 246L172 242L175 241L183 249L185 241L199 234V232L205 231L206 234L210 235L215 231L212 225L217 220L236 228L241 225H249L250 213L259 211L264 214V179H261L260 183L254 185L251 190L246 191L244 185H252ZM182 188L183 184H180L174 190L179 193ZM103 211L104 205L101 204L97 208V213L100 214L98 224L90 229L91 236L87 238L85 244L81 245V250L86 255L78 264H131L122 254L128 246L125 244L124 248L120 247L123 237L117 235V231L121 228V225L107 223L102 214ZM221 212L223 215L217 214ZM6 215L12 216V213L8 212ZM4 224L5 221L0 219V248L14 244L16 249L20 251L11 254L8 258H0V264H8V261H11V264H28V261L23 258V248L27 245L23 244L22 241L42 240L43 237L33 235L30 231L25 232L24 219H20L12 226L14 230H11L10 234L4 232ZM259 226L261 229L259 235L262 239V250H264V219L259 221ZM174 229H178V231L173 233ZM168 264H174V262L169 260ZM235 264H253V262L238 256ZM259 264H264V259H261Z\"/></svg>", "mask_w": 264, "mask_h": 264}]
</instances>
